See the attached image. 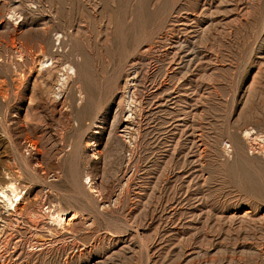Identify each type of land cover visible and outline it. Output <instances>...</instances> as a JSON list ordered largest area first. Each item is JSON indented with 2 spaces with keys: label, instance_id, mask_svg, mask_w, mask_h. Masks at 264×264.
I'll return each instance as SVG.
<instances>
[{
  "label": "rangeland",
  "instance_id": "obj_1",
  "mask_svg": "<svg viewBox=\"0 0 264 264\" xmlns=\"http://www.w3.org/2000/svg\"><path fill=\"white\" fill-rule=\"evenodd\" d=\"M250 129L264 0H0V264H264Z\"/></svg>",
  "mask_w": 264,
  "mask_h": 264
},
{
  "label": "bare ground",
  "instance_id": "obj_2",
  "mask_svg": "<svg viewBox=\"0 0 264 264\" xmlns=\"http://www.w3.org/2000/svg\"><path fill=\"white\" fill-rule=\"evenodd\" d=\"M61 36V35H60ZM59 36V37H60ZM61 38V37H60ZM57 40H58V38H57ZM42 49V48H41ZM50 57V56H49ZM48 61V60H47ZM67 67V66H66ZM65 68V67H64ZM68 68V74L73 70V68L71 67V66H69V67H67ZM66 72V71H65ZM64 72V73H65ZM63 75V74H62ZM60 79V78H59ZM62 79V78H61ZM61 84V83H60ZM59 84V85H60ZM63 88V87H62ZM60 89V88H59ZM57 96V95H56ZM60 96V95H59ZM251 130V129H250ZM252 131L253 130H251V132L250 131H244L245 133V137H253L254 139H258V140H260L262 137H261V135H259V134H255L254 132V134L252 133ZM256 132V131H255ZM243 134V133H242ZM250 138V139H251ZM247 140H249V139H247ZM262 140L264 141V137L262 138ZM253 141H255V140H253ZM250 142H251V140H250ZM263 147V146H262ZM9 186V190L11 189L12 191H13V193H15L16 192V189H15V187H14V185L13 184H10V185H8ZM2 192H4V191H2ZM1 192V195H2V197H3V201L5 202V201H7V202H9L10 203V205H12V207L13 208H16L17 207V204L19 203V202H21V200H22V198H23V196L21 195V194H17V193H15L16 195H15V198L13 199V197L11 198L10 196H9V194H7L6 192H4V193H2ZM11 207V208H12Z\"/></svg>",
  "mask_w": 264,
  "mask_h": 264
}]
</instances>
